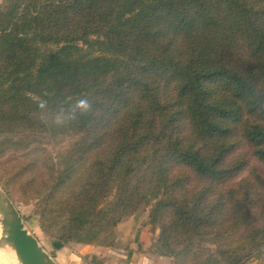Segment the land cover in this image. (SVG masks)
<instances>
[{"label":"trees","instance_id":"16d2710c","mask_svg":"<svg viewBox=\"0 0 264 264\" xmlns=\"http://www.w3.org/2000/svg\"><path fill=\"white\" fill-rule=\"evenodd\" d=\"M0 184L56 247L152 203L174 263L264 255V0H3Z\"/></svg>","mask_w":264,"mask_h":264},{"label":"rangeland","instance_id":"374dc122","mask_svg":"<svg viewBox=\"0 0 264 264\" xmlns=\"http://www.w3.org/2000/svg\"><path fill=\"white\" fill-rule=\"evenodd\" d=\"M72 137H64L62 138L58 143L57 147L54 149V154H56L59 151H64L71 143H72ZM247 174V171H245L242 175ZM2 190L4 193L10 198L13 205L16 207V209L19 211L22 220L26 226V228L37 237L40 245L52 256L56 264H64L65 259L67 258V254L63 251L62 247L65 246V248H73V247H80L82 245H94L98 247H111L120 249L126 248V244L128 242L126 233L124 229L121 227V223L124 220H127L131 218L132 216L135 217L137 220L138 225H149L151 228V231L153 233H158L157 238L154 240L153 243L157 242L161 237V227L160 225H154L151 222L150 219V211L152 208V203L146 206H143L140 208L137 212L134 214L124 218L116 228V240L114 245L112 246H103V245H95V244H83V243H76V242H70L67 244H64L62 246L56 247L55 245V235L54 232L56 231V228L49 226V222H46V226H44L41 210H42V203L37 199H30L28 195L21 189L20 184L16 188V193L14 196H10L4 186L0 184ZM127 227H125L126 229ZM135 228V227H134ZM136 229V228H135ZM134 229V230H135ZM133 230V234L135 233ZM138 237V233H137ZM153 245V244H152ZM152 251V250H151ZM153 253V251H152ZM0 264H20L17 256L13 253L11 249L8 247L0 248ZM155 254V253H154ZM157 255V254H156ZM174 264H179L178 262ZM247 264H264V255L259 256L252 261H250Z\"/></svg>","mask_w":264,"mask_h":264},{"label":"crops","instance_id":"0c3cea01","mask_svg":"<svg viewBox=\"0 0 264 264\" xmlns=\"http://www.w3.org/2000/svg\"><path fill=\"white\" fill-rule=\"evenodd\" d=\"M2 1L0 0V3ZM121 226L128 240L126 244H129L125 249L94 245L67 249L64 246L62 249L64 248L63 251L67 254L64 264H174L171 257L152 253V244L158 233H153L149 225H138L137 220L132 216L124 220Z\"/></svg>","mask_w":264,"mask_h":264},{"label":"water","instance_id":"95a60500","mask_svg":"<svg viewBox=\"0 0 264 264\" xmlns=\"http://www.w3.org/2000/svg\"><path fill=\"white\" fill-rule=\"evenodd\" d=\"M0 194L4 202L8 204L11 219H0L2 235L0 236V247L14 249L20 264H56L52 256L40 245L25 226L22 217L10 198L4 193L0 186Z\"/></svg>","mask_w":264,"mask_h":264},{"label":"clouds","instance_id":"9594fccd","mask_svg":"<svg viewBox=\"0 0 264 264\" xmlns=\"http://www.w3.org/2000/svg\"><path fill=\"white\" fill-rule=\"evenodd\" d=\"M47 95V92L44 93ZM40 109H45L47 107V101L41 100L38 104ZM91 105L89 104L88 100L86 99H78L75 104L70 108L68 119L74 120L76 118V113L79 112L80 114L87 113L90 110ZM55 122L57 124H63L65 122L64 113L63 111L57 114Z\"/></svg>","mask_w":264,"mask_h":264},{"label":"bare ground","instance_id":"6f19581e","mask_svg":"<svg viewBox=\"0 0 264 264\" xmlns=\"http://www.w3.org/2000/svg\"><path fill=\"white\" fill-rule=\"evenodd\" d=\"M4 197L0 194V219H7V217L9 219H11V215H10V212H9V207H8V204L6 202H4ZM2 235V225L0 223V236ZM0 248H3V247H0ZM13 251V253L16 255L14 249H12L11 247L9 248ZM1 255V254H0Z\"/></svg>","mask_w":264,"mask_h":264}]
</instances>
